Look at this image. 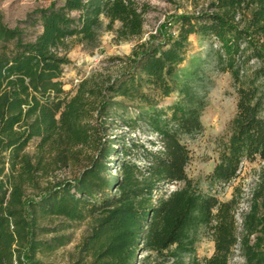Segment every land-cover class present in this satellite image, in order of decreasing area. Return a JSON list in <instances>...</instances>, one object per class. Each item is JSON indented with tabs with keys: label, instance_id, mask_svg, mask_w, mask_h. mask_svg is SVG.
Wrapping results in <instances>:
<instances>
[{
	"label": "trees",
	"instance_id": "1",
	"mask_svg": "<svg viewBox=\"0 0 264 264\" xmlns=\"http://www.w3.org/2000/svg\"><path fill=\"white\" fill-rule=\"evenodd\" d=\"M149 9L139 0L53 2L23 21L41 26L31 39L0 12V264H55L43 257L86 220L81 250L91 264H187L204 228L215 251L203 264H230L237 247L244 264H264V166L239 226L237 191L222 200L188 175L183 137L204 130L207 102L202 73L181 75L191 38H209L215 68L238 91L212 182H231L245 160L264 161V0L173 14L131 54L110 57L117 69L65 88L69 40L94 45L102 28L119 41L140 38ZM146 129L151 137L136 134Z\"/></svg>",
	"mask_w": 264,
	"mask_h": 264
},
{
	"label": "rangeland",
	"instance_id": "2",
	"mask_svg": "<svg viewBox=\"0 0 264 264\" xmlns=\"http://www.w3.org/2000/svg\"><path fill=\"white\" fill-rule=\"evenodd\" d=\"M139 1L150 5V9L145 15V28L142 37L119 41L115 32L102 28L99 39L94 45L86 42L81 43L75 38L69 40L71 46L68 56L72 62L65 68L63 74L65 88L71 89L83 77L94 71L100 69L106 72L114 71L120 66L121 62L110 61V57L131 54L135 45L146 41L152 34H157V31L171 15L201 11L212 0ZM53 2L60 5L63 0H0V12L5 23L11 27L20 25L26 30L27 39H31L37 32L41 31V26L39 24L30 25V23L23 21L30 13L48 7ZM118 26L119 24L116 23L115 27ZM191 39L193 51L181 66V75L184 79L193 71L198 70L197 73H202L201 94L205 95L207 104L202 114L204 130L196 136L183 137V141L188 144L191 155L187 167L188 175L191 176L201 190L214 194L222 200L231 199L237 191L241 201L237 220L238 225L241 226L242 212L247 210L250 204L251 194L257 184L264 161L259 157L254 160H245L240 164L237 176L231 182L227 184L212 182V173L218 162H220L219 142L228 136L229 122L237 111L238 91L231 73L219 71L214 66V62L209 55L213 40L196 35ZM178 97L177 93L173 94L164 101L163 105L168 107ZM136 134L142 139H147L151 137L152 132L146 129L145 132H137ZM29 150H33V145L30 146ZM165 189L171 190V186L167 185ZM89 232L90 220L75 223L64 232L71 237L70 242L43 258L55 264H91V256L81 250L84 239ZM214 251L215 242L210 229H201L196 242V252L192 256L187 255L185 261L187 264H203L206 258L213 255ZM145 255L140 253L138 257L140 263L143 262ZM230 264H244L239 247L236 248Z\"/></svg>",
	"mask_w": 264,
	"mask_h": 264
},
{
	"label": "built area",
	"instance_id": "3",
	"mask_svg": "<svg viewBox=\"0 0 264 264\" xmlns=\"http://www.w3.org/2000/svg\"><path fill=\"white\" fill-rule=\"evenodd\" d=\"M170 186H171V190H173V189L175 190L177 184L176 183H172V184H170Z\"/></svg>",
	"mask_w": 264,
	"mask_h": 264
}]
</instances>
